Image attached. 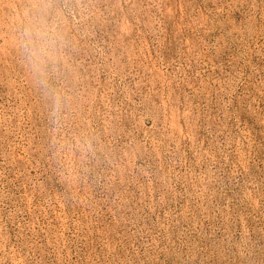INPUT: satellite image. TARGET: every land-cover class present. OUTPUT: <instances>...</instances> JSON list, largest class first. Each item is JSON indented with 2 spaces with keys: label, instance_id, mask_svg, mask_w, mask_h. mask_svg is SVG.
I'll return each mask as SVG.
<instances>
[{
  "label": "rangeland",
  "instance_id": "1",
  "mask_svg": "<svg viewBox=\"0 0 264 264\" xmlns=\"http://www.w3.org/2000/svg\"><path fill=\"white\" fill-rule=\"evenodd\" d=\"M0 264H264V0H0Z\"/></svg>",
  "mask_w": 264,
  "mask_h": 264
},
{
  "label": "clouds",
  "instance_id": "2",
  "mask_svg": "<svg viewBox=\"0 0 264 264\" xmlns=\"http://www.w3.org/2000/svg\"><path fill=\"white\" fill-rule=\"evenodd\" d=\"M23 35L29 57L38 69L47 63L62 41L58 29L53 27L43 10L29 18L23 29Z\"/></svg>",
  "mask_w": 264,
  "mask_h": 264
}]
</instances>
